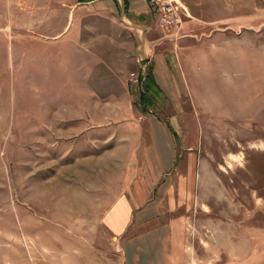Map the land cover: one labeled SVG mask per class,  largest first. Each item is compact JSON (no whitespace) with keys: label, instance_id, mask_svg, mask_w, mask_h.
<instances>
[{"label":"rangeland","instance_id":"obj_1","mask_svg":"<svg viewBox=\"0 0 264 264\" xmlns=\"http://www.w3.org/2000/svg\"><path fill=\"white\" fill-rule=\"evenodd\" d=\"M133 1L0 0V264H123L153 197L176 264H264V0Z\"/></svg>","mask_w":264,"mask_h":264},{"label":"crops","instance_id":"obj_2","mask_svg":"<svg viewBox=\"0 0 264 264\" xmlns=\"http://www.w3.org/2000/svg\"><path fill=\"white\" fill-rule=\"evenodd\" d=\"M84 1L89 2L91 0ZM133 3L134 5L140 6L142 4L144 9L147 7V0H134ZM70 20L71 22H74L73 18ZM139 32V47L141 54L140 59H142L140 60V64L138 61L137 63L139 64L138 66L143 70L145 61L148 59L150 53V49L144 38L145 30ZM156 75L160 76L157 71ZM153 149V152H155L156 149ZM165 149L166 147L164 150ZM154 154L156 155V153ZM148 170L150 171V168H145L144 172L139 173L137 177H147V179L150 180H157L156 176L151 172H148ZM181 175V178L176 180L172 177H168L171 182L184 181L186 183L193 181L191 172H188V175H184L186 178H183V174ZM174 187L175 185L172 184L171 189ZM182 187H187V184L185 186L181 183V188ZM171 189L167 188L165 190V194L162 196H171ZM183 191L185 194L188 193L187 188H185ZM155 193L157 194V190ZM157 205L159 206V203L157 201L155 202L154 197L140 203H138L135 199L131 200L128 198H124L120 201H118V199L116 200L113 207H115L116 211L118 212L122 213L123 211V214L125 215L123 223L118 224L116 227V234L120 239L121 250H123V264H176V250H179V248L176 246L177 224L175 221H173V219L165 221V223L157 219V216L158 218H161L162 216L160 210H157Z\"/></svg>","mask_w":264,"mask_h":264},{"label":"built area","instance_id":"obj_3","mask_svg":"<svg viewBox=\"0 0 264 264\" xmlns=\"http://www.w3.org/2000/svg\"><path fill=\"white\" fill-rule=\"evenodd\" d=\"M150 3L158 8L163 23L178 21L176 6L172 0H150Z\"/></svg>","mask_w":264,"mask_h":264},{"label":"trees","instance_id":"obj_4","mask_svg":"<svg viewBox=\"0 0 264 264\" xmlns=\"http://www.w3.org/2000/svg\"><path fill=\"white\" fill-rule=\"evenodd\" d=\"M83 1V0H82Z\"/></svg>","mask_w":264,"mask_h":264}]
</instances>
